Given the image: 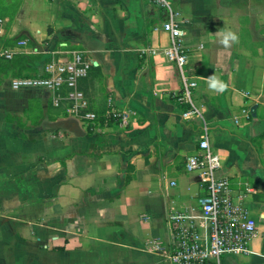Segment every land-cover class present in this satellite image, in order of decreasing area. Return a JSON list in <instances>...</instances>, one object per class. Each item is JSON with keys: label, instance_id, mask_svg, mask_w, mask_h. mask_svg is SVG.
I'll use <instances>...</instances> for the list:
<instances>
[{"label": "crops", "instance_id": "crops-1", "mask_svg": "<svg viewBox=\"0 0 264 264\" xmlns=\"http://www.w3.org/2000/svg\"><path fill=\"white\" fill-rule=\"evenodd\" d=\"M171 4L199 115L185 117L188 107L176 98L181 80L162 55L169 39L158 7L0 0L4 44L28 37L38 50L26 54L28 68L83 51L91 67L78 88L88 109L119 113L82 124L69 103L52 106L44 89L12 91L11 72L0 73V264H170L171 218L201 216L204 186L184 164L204 127L217 175L234 193L250 189L244 205L256 224L248 254L220 264H264V0ZM227 31L238 41L223 44ZM195 221L204 241L208 223Z\"/></svg>", "mask_w": 264, "mask_h": 264}, {"label": "built area", "instance_id": "built-area-1", "mask_svg": "<svg viewBox=\"0 0 264 264\" xmlns=\"http://www.w3.org/2000/svg\"><path fill=\"white\" fill-rule=\"evenodd\" d=\"M144 1L164 12L160 29L167 34L169 42L162 49V55L178 69L181 89L176 98L188 107L184 116L199 115L192 103L197 84L186 72L189 49L184 43L185 32L177 21L171 0ZM4 23L5 20L0 17V60H11L15 55L38 52L35 47H31L28 37L15 39L5 45L1 40ZM90 67L85 52H64L49 59L44 66V75L13 77L9 80V85L12 91L35 88L47 90L52 106L59 107L62 103H69V115L82 124L93 125L101 119L107 121L117 118L119 113L114 110L99 115L88 109L78 82L88 76ZM242 114L250 116L248 109H243ZM184 169L188 173L199 174L205 194L197 200L201 216L181 213L171 218L172 241L165 248L169 263L220 264L223 256L248 254L250 243L256 235L255 221L244 205L250 189L244 187L234 193L228 179L217 175L220 162L209 146L206 127L202 130L196 152L186 157ZM197 218L208 223L207 238L204 241L199 238V228L195 221Z\"/></svg>", "mask_w": 264, "mask_h": 264}, {"label": "trees", "instance_id": "trees-1", "mask_svg": "<svg viewBox=\"0 0 264 264\" xmlns=\"http://www.w3.org/2000/svg\"><path fill=\"white\" fill-rule=\"evenodd\" d=\"M14 41V40H13ZM40 56H30V59L37 61ZM27 55H15L11 60H0V73H8L11 72L12 77H22L20 76V72L26 70L27 72L36 73L38 69L36 67L28 68L26 65L28 63ZM48 62V60L44 61L43 66ZM44 68V67H43ZM44 71V69H43ZM37 75H44V72ZM32 77V76H31Z\"/></svg>", "mask_w": 264, "mask_h": 264}, {"label": "clouds", "instance_id": "clouds-1", "mask_svg": "<svg viewBox=\"0 0 264 264\" xmlns=\"http://www.w3.org/2000/svg\"><path fill=\"white\" fill-rule=\"evenodd\" d=\"M229 41L237 42L238 41V35L233 31H227L223 36L222 43L227 45L229 43ZM216 83L217 82L215 80H212V81H210V86L215 88ZM217 90L222 91L223 85L221 84Z\"/></svg>", "mask_w": 264, "mask_h": 264}, {"label": "rangeland", "instance_id": "rangeland-1", "mask_svg": "<svg viewBox=\"0 0 264 264\" xmlns=\"http://www.w3.org/2000/svg\"><path fill=\"white\" fill-rule=\"evenodd\" d=\"M38 61H39V63H40V57L38 58ZM45 61V60H44ZM44 61H42V63H40V65H34L35 67H36V69H38L37 70V72L36 73H33V72H27L26 70H24V71H21L20 72V76H34L35 74H40V73H42V71H43V63H44ZM7 75L8 74H6L5 76L7 77ZM3 78V77H2ZM3 82H4V80L3 79H0V84H3ZM7 84V83H6Z\"/></svg>", "mask_w": 264, "mask_h": 264}]
</instances>
